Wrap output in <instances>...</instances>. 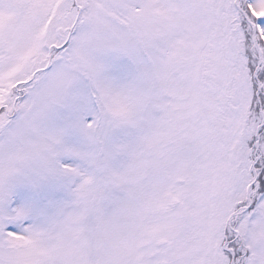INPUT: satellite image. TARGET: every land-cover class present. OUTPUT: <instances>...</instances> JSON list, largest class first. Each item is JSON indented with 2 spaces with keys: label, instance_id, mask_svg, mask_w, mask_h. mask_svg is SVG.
<instances>
[{
  "label": "snow or ice",
  "instance_id": "6c2138e0",
  "mask_svg": "<svg viewBox=\"0 0 264 264\" xmlns=\"http://www.w3.org/2000/svg\"><path fill=\"white\" fill-rule=\"evenodd\" d=\"M0 264H264V0H0Z\"/></svg>",
  "mask_w": 264,
  "mask_h": 264
}]
</instances>
